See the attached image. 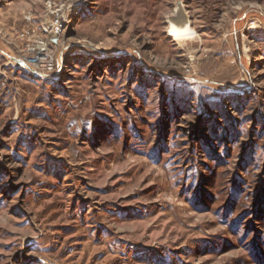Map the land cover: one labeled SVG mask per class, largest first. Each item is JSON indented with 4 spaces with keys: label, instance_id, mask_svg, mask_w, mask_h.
<instances>
[{
    "label": "rangeland",
    "instance_id": "rangeland-1",
    "mask_svg": "<svg viewBox=\"0 0 264 264\" xmlns=\"http://www.w3.org/2000/svg\"><path fill=\"white\" fill-rule=\"evenodd\" d=\"M0 264H264V0H0Z\"/></svg>",
    "mask_w": 264,
    "mask_h": 264
},
{
    "label": "built area",
    "instance_id": "built-area-1",
    "mask_svg": "<svg viewBox=\"0 0 264 264\" xmlns=\"http://www.w3.org/2000/svg\"><path fill=\"white\" fill-rule=\"evenodd\" d=\"M61 24H55V25H48V28H45L51 30V35L53 38H56L59 36V33L61 31ZM54 40V39H53ZM47 43L41 44L39 47L38 52L36 53V56L34 58H22V61L24 64L27 65V67L33 71H42L44 73H50L53 72L56 68L57 58H53L48 56V47ZM42 57H45L43 60Z\"/></svg>",
    "mask_w": 264,
    "mask_h": 264
},
{
    "label": "bare ground",
    "instance_id": "bare-ground-1",
    "mask_svg": "<svg viewBox=\"0 0 264 264\" xmlns=\"http://www.w3.org/2000/svg\"><path fill=\"white\" fill-rule=\"evenodd\" d=\"M176 14H178V11L176 12ZM176 16V15H175ZM175 16H171L169 18V22H170V28H171V33H174L176 39H183L185 37H191L193 36V34L191 33V31L189 30V26H188V20H184V22H182L183 24L175 21V24L172 23L171 18H175ZM254 29V28H253ZM42 59L44 60L45 57H42Z\"/></svg>",
    "mask_w": 264,
    "mask_h": 264
},
{
    "label": "water",
    "instance_id": "water-1",
    "mask_svg": "<svg viewBox=\"0 0 264 264\" xmlns=\"http://www.w3.org/2000/svg\"><path fill=\"white\" fill-rule=\"evenodd\" d=\"M177 11H178V14H176V16H175L176 19L174 17L171 18L172 23L175 24V21H176V23L179 22V23L183 24L182 22H184V20H186V17L184 15L183 4L181 1L178 2Z\"/></svg>",
    "mask_w": 264,
    "mask_h": 264
}]
</instances>
